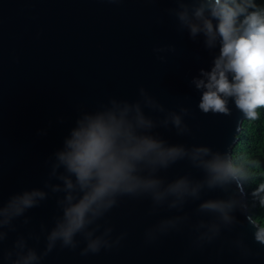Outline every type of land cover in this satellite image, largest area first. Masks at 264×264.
I'll use <instances>...</instances> for the list:
<instances>
[{
	"label": "clouds",
	"instance_id": "9594fccd",
	"mask_svg": "<svg viewBox=\"0 0 264 264\" xmlns=\"http://www.w3.org/2000/svg\"><path fill=\"white\" fill-rule=\"evenodd\" d=\"M109 2L120 4L123 0ZM173 3L178 10L165 12L175 15L178 31L187 30L193 40L202 34L207 49L219 50L211 70L201 69L192 84L202 93L197 107L205 115L231 116L230 104L234 103L243 116L236 143L226 150L170 143L156 129L172 128L177 136H191L186 117L193 115L192 109L181 104L178 110H167L144 87L135 101L112 97L93 111L82 107L62 147L46 161L49 171L43 188L25 189L0 202V259L6 264H42L57 247L79 249L81 256L120 248L128 233L114 234L115 227L107 218L124 198L150 200L148 217L159 216L162 210L177 213L147 226L145 244L187 227L193 234L194 249L203 250L220 241L219 253L228 244L241 259L264 258V129L260 127L264 124V0ZM165 51L175 52V47L153 49L162 62L166 58L158 54ZM145 109L164 114L163 118H155ZM246 125L256 127L259 135L250 151L238 152ZM181 161L202 176L188 172L169 180L161 175ZM249 188L252 207L258 206L260 215L253 214L249 202L242 199L249 195ZM216 190L230 194L227 198H204ZM56 194L62 195L56 199L59 214L53 217V226L49 229L47 223H41L38 232L20 233L12 246L4 249L10 233L18 230L14 222L23 218L24 225L31 224L27 213ZM198 201L191 213L185 211L189 203ZM245 225L251 230V242L247 231H237ZM41 237L45 246L38 250L30 241L39 244Z\"/></svg>",
	"mask_w": 264,
	"mask_h": 264
},
{
	"label": "water",
	"instance_id": "95a60500",
	"mask_svg": "<svg viewBox=\"0 0 264 264\" xmlns=\"http://www.w3.org/2000/svg\"><path fill=\"white\" fill-rule=\"evenodd\" d=\"M165 9L177 6L173 0H123L120 4L109 0H0V202L25 189L43 188L49 171L46 161L62 147L82 107L93 111L112 97L135 101L141 87L167 110H178L181 104L192 109L193 115L186 117L191 136H177L172 128L156 129L170 143L206 144L219 150L236 143L243 116L234 103L230 104L231 116L205 115L197 107L202 93L192 84L201 69L210 71L214 66L218 48L207 49L202 34L193 40L187 30L178 31V20ZM168 45L175 52L159 53L166 58L162 62L153 49ZM145 111L155 118L164 115ZM188 172L202 176L186 161L161 175L171 180ZM229 194L216 190L204 198H227ZM59 195L27 213L31 224L24 225L23 218L15 221L18 230L10 233L3 248H10L20 233L38 232L41 223L50 229L59 214ZM242 199L248 201L247 196ZM198 203H189L185 211L191 213ZM149 206L147 199L124 198L109 214L114 234L128 233L120 248L81 256L79 249L57 247L42 264H264V258L241 259L228 244L219 253L220 241L194 249L187 227L145 244L147 226L177 214L162 210L159 216L148 217ZM236 215L244 219L239 211ZM241 230L247 231L251 242L247 225L237 231ZM30 244L43 250L45 241L41 237L39 244ZM0 264L6 262L0 259Z\"/></svg>",
	"mask_w": 264,
	"mask_h": 264
},
{
	"label": "trees",
	"instance_id": "16d2710c",
	"mask_svg": "<svg viewBox=\"0 0 264 264\" xmlns=\"http://www.w3.org/2000/svg\"><path fill=\"white\" fill-rule=\"evenodd\" d=\"M261 129H264V124H261ZM259 133L257 132L256 127H248L246 125L245 127V131L241 133L240 136V145L238 148V152H247L250 151L253 147V143L252 141H255L256 138L258 137ZM262 139H264V137H261ZM249 195H247V199L249 202V207L250 210L253 212V214L256 215H260L261 214V210L259 209V207H252V198L250 196V192H251V188L247 189Z\"/></svg>",
	"mask_w": 264,
	"mask_h": 264
}]
</instances>
